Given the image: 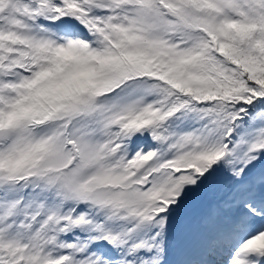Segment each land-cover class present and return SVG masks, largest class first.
I'll list each match as a JSON object with an SVG mask.
<instances>
[{"label":"snow or ice","instance_id":"obj_1","mask_svg":"<svg viewBox=\"0 0 264 264\" xmlns=\"http://www.w3.org/2000/svg\"><path fill=\"white\" fill-rule=\"evenodd\" d=\"M0 264H264V0H0Z\"/></svg>","mask_w":264,"mask_h":264}]
</instances>
